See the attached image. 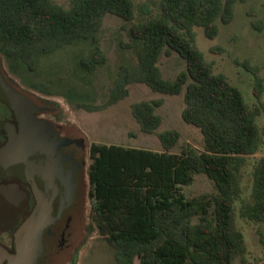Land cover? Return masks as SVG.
Returning a JSON list of instances; mask_svg holds the SVG:
<instances>
[{"label":"trees","instance_id":"obj_1","mask_svg":"<svg viewBox=\"0 0 264 264\" xmlns=\"http://www.w3.org/2000/svg\"><path fill=\"white\" fill-rule=\"evenodd\" d=\"M245 1L159 0L157 14L128 28L130 39L141 46L136 66L118 67L103 102L72 104L99 112L125 99L131 84H144L165 95H178L184 87L182 120L203 137L201 151L186 144L178 154L169 152L180 138L175 129L157 134L160 152L90 143L86 175L91 223L112 247L116 264H133L136 258L139 264H236L246 251L236 216L264 221V155L253 166L248 198L242 197L241 188L245 157L262 145L257 123L264 112L259 68L246 59H234L251 75L257 101L251 105L228 77L214 72L195 45V27L206 38H216L220 24L231 22L235 4ZM134 12V0H69L68 7L53 0H0V54L33 71L38 55L80 39L97 43L107 14L130 22ZM253 26L262 29L264 20ZM173 52L185 60L186 69L169 79L158 62L161 54ZM105 61V53L96 47L79 64L92 71ZM2 76L6 77L0 62ZM162 104L163 99L156 98L131 105L142 132H155L162 120L156 109ZM65 126L86 142L82 132ZM195 174L211 179L217 194L186 197L183 186L190 185Z\"/></svg>","mask_w":264,"mask_h":264},{"label":"rangeland","instance_id":"obj_2","mask_svg":"<svg viewBox=\"0 0 264 264\" xmlns=\"http://www.w3.org/2000/svg\"><path fill=\"white\" fill-rule=\"evenodd\" d=\"M68 7L69 0H53ZM133 20L126 22L121 18L107 14L100 30L97 43L80 39L59 48L49 54L36 58L33 71L18 60L6 58L0 54L1 69L5 76L20 90L37 97L45 104L56 109L50 118L68 127L74 126L85 137V171L90 159V143L114 144L124 147H137L152 151H163L157 134L166 130L179 131L180 138L169 150L180 153L182 146L188 144L195 150L203 148L200 130L185 123L181 117L184 107V87L178 95H165L152 91L144 84L128 86L129 95L118 103L99 112H86L75 109L73 103H101L108 96V90L121 64L131 67L137 64L140 44L130 39L128 28L133 22L144 20L158 13L159 0H134ZM264 20V0H246L237 2L231 22L220 24L216 38L208 39L199 27H195V45L202 51L205 59L213 65L215 73H222L240 88L244 99L251 105L257 101L252 94V78L249 72L237 65L234 59L248 60L259 68L263 79L261 100L264 102V27L260 30L253 26ZM129 43L127 48L123 44ZM99 47L106 56L103 65L92 71L82 69L79 64L83 56L90 55ZM221 48L217 51L215 48ZM165 78L174 79L186 69V62L177 53L161 54L158 62ZM162 98L163 104L156 109L162 120L153 134L140 130L139 124L131 114V105L141 100ZM257 123L263 132L259 150L245 157L241 169L242 197L248 198L252 188V171L256 161L264 155V112L257 116ZM87 183V175L85 176ZM186 197L217 194L214 183L204 174L193 175L190 185L183 186ZM83 219L84 231L61 264H116L110 245L100 236L91 223V201L85 200ZM238 206V202L235 203ZM237 228L243 235L246 251L235 261L236 264H264V221H244L236 216ZM133 264H139L136 258Z\"/></svg>","mask_w":264,"mask_h":264},{"label":"flooded vegetation","instance_id":"obj_3","mask_svg":"<svg viewBox=\"0 0 264 264\" xmlns=\"http://www.w3.org/2000/svg\"><path fill=\"white\" fill-rule=\"evenodd\" d=\"M55 111L6 77L0 78V264H20L16 261L20 244L38 231L39 222H28L40 201L43 215L55 214L64 206L60 195L63 182L77 168L75 155L81 165L78 183L83 188L84 219L88 197L85 151L70 129L49 117ZM61 141L75 148L74 157L64 152ZM82 231L83 223L77 240ZM58 234L53 229L51 244L59 240Z\"/></svg>","mask_w":264,"mask_h":264},{"label":"water","instance_id":"obj_4","mask_svg":"<svg viewBox=\"0 0 264 264\" xmlns=\"http://www.w3.org/2000/svg\"><path fill=\"white\" fill-rule=\"evenodd\" d=\"M80 143L83 147V142L80 141ZM61 145L65 153L74 157L75 148L68 141H61ZM75 156L77 158V171L75 170L68 181L63 182L64 188L60 195L64 206L55 214L46 213L43 215L44 207L41 201L39 202L29 219L30 222H28H39L38 231L26 244H20L19 254L16 257L18 263L61 264L66 254L75 244L83 223V188L78 183V169L81 165L78 156ZM20 157L23 159L22 155ZM20 157L16 156L15 160H20ZM53 229H57L59 232L57 236L59 240L51 244L49 241Z\"/></svg>","mask_w":264,"mask_h":264}]
</instances>
